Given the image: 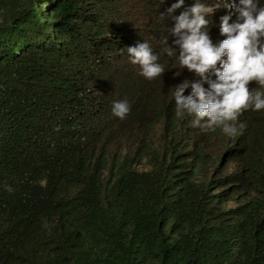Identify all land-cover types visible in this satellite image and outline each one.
<instances>
[{"label":"trees","instance_id":"trees-1","mask_svg":"<svg viewBox=\"0 0 264 264\" xmlns=\"http://www.w3.org/2000/svg\"><path fill=\"white\" fill-rule=\"evenodd\" d=\"M175 2L0 0V264H264V109L234 137L176 117L173 86L198 78L162 42ZM199 2L226 38L224 0Z\"/></svg>","mask_w":264,"mask_h":264},{"label":"clouds","instance_id":"clouds-1","mask_svg":"<svg viewBox=\"0 0 264 264\" xmlns=\"http://www.w3.org/2000/svg\"><path fill=\"white\" fill-rule=\"evenodd\" d=\"M184 5L185 0H177L167 9L175 23L162 42L170 56L178 46L180 67L198 79H185L173 86L175 115L194 117L193 127L213 131L219 127L224 134L234 137L235 122L242 111L264 109V90L249 87L256 82L264 89V6L260 0H239V5L235 0H224L222 6L227 14L221 17L219 27L220 35L226 38L213 43L206 17L214 8L197 0L179 15H172ZM220 6L218 3L215 7ZM169 36L174 37L171 45ZM127 52L145 79L151 81L164 73V66L158 63L159 57L147 42L129 46ZM129 110L126 100L113 103L112 112L121 119Z\"/></svg>","mask_w":264,"mask_h":264},{"label":"rangeland","instance_id":"rangeland-1","mask_svg":"<svg viewBox=\"0 0 264 264\" xmlns=\"http://www.w3.org/2000/svg\"><path fill=\"white\" fill-rule=\"evenodd\" d=\"M218 30H219V27H218ZM232 205H235V204L234 203H231L230 206H232Z\"/></svg>","mask_w":264,"mask_h":264}]
</instances>
